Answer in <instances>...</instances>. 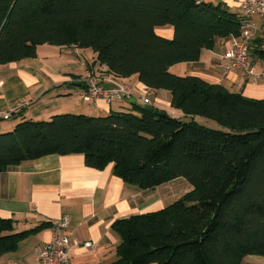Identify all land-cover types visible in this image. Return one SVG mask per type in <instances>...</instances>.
<instances>
[{"label":"trees","instance_id":"trees-1","mask_svg":"<svg viewBox=\"0 0 264 264\" xmlns=\"http://www.w3.org/2000/svg\"><path fill=\"white\" fill-rule=\"evenodd\" d=\"M165 25L173 37L157 32ZM242 28L240 15L216 0H0V64L35 57L44 43L91 48L110 73L170 91L171 105L192 116L136 103L129 112L23 120L0 132V172L48 154L80 153L97 169L113 162L119 177L142 189L186 177L194 188L173 203L114 222L122 236L116 264L264 257V98L170 71ZM256 53L264 59V48ZM28 234L0 217V255Z\"/></svg>","mask_w":264,"mask_h":264},{"label":"crops","instance_id":"crops-1","mask_svg":"<svg viewBox=\"0 0 264 264\" xmlns=\"http://www.w3.org/2000/svg\"><path fill=\"white\" fill-rule=\"evenodd\" d=\"M221 2L241 14V0ZM250 20L259 29L252 43L262 40L252 44L256 52V48H264V21L256 16ZM157 32L173 37L174 27L160 26ZM228 41V37L218 39L213 48L202 50L198 61L176 63L170 71L223 84L229 91L247 97L264 98V76L248 79L240 70L223 71ZM257 55L261 61L254 62L255 67L264 72V59ZM96 57L91 48L44 43L38 45L35 57L0 64V132L13 130L23 120H48L60 113L99 116L111 111H133L134 104L144 105L142 98L149 90L154 97L151 106L187 121L192 119L171 105L170 91L151 89L138 75L115 76ZM90 73L99 76L105 87L129 84L132 95L111 102L103 97L86 99V79ZM6 114L9 116L5 117ZM195 119L210 126L216 124L205 117ZM163 184L142 189L119 177L113 162L97 169L87 165L80 153L48 154L14 165L0 172V217L14 220V232L29 234L19 241L16 249L0 255V264L36 263L39 250L52 239L54 223L65 214L69 216L64 232L70 240L71 264H116L122 236L114 228V222L173 203L171 196L160 189ZM164 192L171 190L167 188ZM87 241H92L93 246L86 247ZM253 257L264 263L263 256Z\"/></svg>","mask_w":264,"mask_h":264},{"label":"built area","instance_id":"built-area-1","mask_svg":"<svg viewBox=\"0 0 264 264\" xmlns=\"http://www.w3.org/2000/svg\"><path fill=\"white\" fill-rule=\"evenodd\" d=\"M256 16L264 21V0H241L240 17L243 28L240 35L228 36V46L225 49L223 58L226 62L223 65L225 73L231 70H240L246 78H257L264 76V72H258L255 64L250 60V50L253 39L258 34V27L250 18ZM87 90L84 94L86 99L95 100L103 97L108 102L113 99H123L132 95V89L127 83H116L105 87L96 74L90 73L87 76ZM149 95L152 91L142 98L146 105H152L153 101ZM6 114L5 117H8ZM69 225V216L65 214L53 225L52 239L44 244L39 250L38 258L34 264H71L69 254L70 240L64 229ZM86 247L93 246L92 241L84 243Z\"/></svg>","mask_w":264,"mask_h":264},{"label":"rangeland","instance_id":"rangeland-1","mask_svg":"<svg viewBox=\"0 0 264 264\" xmlns=\"http://www.w3.org/2000/svg\"><path fill=\"white\" fill-rule=\"evenodd\" d=\"M250 60L252 61V63L261 61L255 50L253 49L250 50ZM149 96L151 97V99L154 98L153 95H149ZM213 126L218 127V124H213ZM160 187H161L160 189L163 191L165 195L171 196L170 199L172 200L171 202L176 201L182 195L190 192L194 188L193 184L186 177L175 178L170 182L163 184ZM167 188H170L172 194L169 192H164L165 189ZM243 264H262V263L260 262V260L257 261V258L253 257V255L252 256L249 255L244 258Z\"/></svg>","mask_w":264,"mask_h":264},{"label":"water","instance_id":"water-1","mask_svg":"<svg viewBox=\"0 0 264 264\" xmlns=\"http://www.w3.org/2000/svg\"><path fill=\"white\" fill-rule=\"evenodd\" d=\"M216 1H217V2H221V0H216ZM145 108H147V109H149V110H151V111H155V112H157V113L160 112V109H158V108H156V107H154V106H151V105H146ZM161 113H164V112H161Z\"/></svg>","mask_w":264,"mask_h":264}]
</instances>
